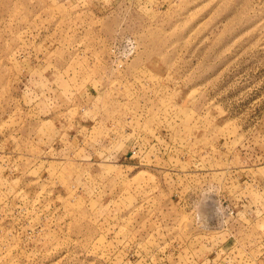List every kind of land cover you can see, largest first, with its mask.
<instances>
[{
    "label": "rangeland",
    "instance_id": "1",
    "mask_svg": "<svg viewBox=\"0 0 264 264\" xmlns=\"http://www.w3.org/2000/svg\"><path fill=\"white\" fill-rule=\"evenodd\" d=\"M0 264H264V0H0Z\"/></svg>",
    "mask_w": 264,
    "mask_h": 264
}]
</instances>
